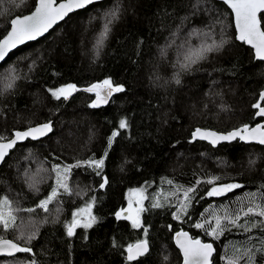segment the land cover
<instances>
[{"label": "trees", "instance_id": "obj_1", "mask_svg": "<svg viewBox=\"0 0 264 264\" xmlns=\"http://www.w3.org/2000/svg\"><path fill=\"white\" fill-rule=\"evenodd\" d=\"M34 2L0 0V37L10 19L30 11ZM116 3L102 0L70 13L43 37L18 46L0 64V77L7 75L8 66L15 67L21 77L10 90L4 89L5 81L0 78V135L10 137L14 129L52 122L48 135L18 143L0 165V198L7 196L23 210L24 218H46L36 224V238L26 245L32 253L0 256V260L136 264L126 260V248L144 239L149 252L138 264H178L181 257L172 241L178 229L213 243L214 264H225L222 257L232 256L234 247H261L264 229L251 233L233 229L213 240L192 225L207 218V213L204 217L200 214L209 205L237 208L238 197L261 189L264 146L238 140L211 146L192 140L191 131L196 126L224 131L258 122L261 118L255 115L253 105H264V100L258 99L264 84V61L254 59L250 48L236 40L231 12L218 0H202L195 14L196 0H119L120 18L111 25L97 55V27ZM93 16L96 19L90 20ZM206 26H214L216 39L228 43L193 65L191 71L181 72L178 61L197 41L189 32L194 28L206 32ZM185 38L187 45H183ZM25 56L28 58L21 59ZM177 73L179 85L174 81ZM105 79L114 86L122 85L124 91L113 93L106 105L92 108L93 94L83 89ZM64 84H75L78 91L67 100L52 97L49 89ZM121 119L129 126L120 130L121 135L108 148V137ZM106 150L101 175L90 168L72 169L70 192L61 190L48 211L37 208L55 186L53 164L101 158ZM33 168L44 170L43 178L34 176L40 180L39 192L31 190L25 179L35 172ZM211 170H220L222 180L218 183L237 182L244 187L194 204L189 209L191 219H173L176 206L171 196L163 207L151 208L153 198L164 202V196L173 190L162 178L188 187ZM105 177L108 183L100 188ZM135 187L145 189L143 206L147 211L140 216L142 228H133L128 219L115 216L126 204V190ZM209 187L201 185L196 196L204 195ZM90 201L97 222L91 228L77 227L73 236H67L71 211ZM28 208L37 211L28 212ZM143 228L148 229L147 234ZM0 235L17 240L13 230L0 231ZM249 236L251 242H247ZM241 264H247L246 260ZM254 264H264V252L256 253Z\"/></svg>", "mask_w": 264, "mask_h": 264}, {"label": "snow or ice", "instance_id": "obj_2", "mask_svg": "<svg viewBox=\"0 0 264 264\" xmlns=\"http://www.w3.org/2000/svg\"><path fill=\"white\" fill-rule=\"evenodd\" d=\"M97 0H61L57 3L56 0H38L35 10L30 15L23 17L17 16L10 20L9 28L6 34L0 38V62H3L10 52L17 49L18 46L25 45L27 42L36 41L38 38L43 37L50 29L53 28L59 21L65 19L70 13L76 10H85L88 6L95 4ZM202 0H196L193 5L194 12L198 10V5ZM227 4L235 17V26L237 29L236 39L250 45L255 51V57L264 61V0H223ZM121 6L119 0L108 11L103 14V27L99 33L97 42L94 45L97 55L102 49L105 40L111 32V25L120 18ZM258 14H260L258 16ZM93 16L90 20H95ZM184 19H187L185 17ZM219 22V21H218ZM207 31L202 29H192L189 32V37H195L200 41L198 46H195L178 61V67L181 72L191 71L192 66L199 63L201 60L207 59L209 53L219 51L226 43L227 40L220 38L216 39L214 26H206ZM179 31V29H178ZM174 36L176 34H173ZM175 43V41H173ZM188 39L185 38L183 45H187ZM182 45V46H183ZM22 57L21 59H27ZM36 62L33 61L34 65ZM175 66V65H174ZM31 68L32 65H29ZM6 76H2L4 89L10 90L15 87L16 80L21 77L16 73L15 67L10 66ZM174 81L177 85L181 83L179 73L174 76ZM86 92L95 93L96 99L92 101L90 107L97 108L102 104L108 103V98L113 93L122 92L124 88L122 85L114 86L110 79H105L100 83H94L91 86L83 89ZM78 91L75 84H67L54 90L49 89L50 94L55 99L64 100L69 99L74 92ZM260 100H264V90L260 93ZM254 108L259 109L256 112L257 116L264 118V107L259 103L253 105ZM126 119H121L118 124V129L113 130L108 137V148H111L114 140L121 135L120 130L128 128ZM52 131V122L28 127L26 130H15L12 137L0 135V163L4 162L6 157L10 154L18 142L27 139L37 140L40 137L46 136ZM197 138L208 140L212 145H217L220 141H233L239 138L241 141H256L260 145H264V125H257L254 128H249L244 125L240 129L230 131L226 134H218L213 131H202L197 128L192 133V140ZM107 150L101 158L90 157L87 160L77 161L71 165L53 164L51 171L55 173V186L51 188L50 194L41 199L37 208L45 211L49 210V205L61 195V190L64 194L70 192L68 185V176L72 169L76 168H90L96 175H101L105 166V158L107 157ZM254 161H249L253 164ZM26 182L31 190L39 192L38 182L35 178L26 175ZM222 178L220 176H212L208 179H197L191 186L185 187L184 185L174 184L172 179L162 178V181L170 186L173 190L164 196V202L158 198H153L151 208H161L164 203L168 201V196L174 197L175 211L172 212L173 219L181 220L184 218L191 219L189 209L194 204H198L205 198L225 197L228 193L236 189L244 187L240 183H218ZM108 183L105 177L104 182L99 185L104 188ZM201 185H209L210 187L205 190L204 195L197 197L196 193L200 190ZM264 185L256 192H247L243 197H238L236 203L239 207L232 208L228 205H218L213 208L209 205L204 209L200 215L207 218L197 221L192 226L197 229H202L205 235L210 236L213 240L219 239L226 232H231L233 229H241L244 233H251L253 229H264ZM145 189L138 188L130 190L129 207L121 209L115 213L117 219H130L133 228H142L140 213L147 211L143 206ZM136 197L135 200L132 197ZM95 198H93V201ZM246 201V203H245ZM135 205V207L133 206ZM171 206V205H170ZM93 203L89 202L84 208L78 209L72 213V221L66 225V234L71 237L74 235L77 227L91 228L97 222V217L91 214ZM28 212H33L35 209L28 208ZM126 213V214H125ZM85 214H87L85 216ZM81 217V219H77ZM256 218V219H251ZM172 226L169 225V228ZM19 228L21 235L17 240L6 239L0 235V253L8 256H13L14 253H32L33 249L26 246L33 239L36 238V231H27L24 227L16 224V216L12 211V202L7 196L0 198V231L15 230ZM147 234L148 229H142ZM176 244L179 246L183 254V264H214L213 253L215 251L213 243L203 242L199 238H193L188 232L180 230L175 232ZM252 237L249 236L247 242H251ZM246 242V243H247ZM261 247L251 248H233L232 256L222 257L225 264H241L242 261L247 264H254L257 252H264V239L260 240ZM149 252L148 241L138 240L135 244H128L126 248V260L129 262H136L138 264L139 258ZM23 264V262H17ZM28 264H36L35 260H31Z\"/></svg>", "mask_w": 264, "mask_h": 264}, {"label": "rangeland", "instance_id": "obj_3", "mask_svg": "<svg viewBox=\"0 0 264 264\" xmlns=\"http://www.w3.org/2000/svg\"><path fill=\"white\" fill-rule=\"evenodd\" d=\"M100 26V27H99ZM102 27H103V21H101V23H99V25H98V27L97 28H99V31H98V36H99V33L102 31ZM199 43H200V41L199 40H197V41H195V42H193V43H191L189 46H188V48H186V51H185V53H184V55H186V54H188L189 53V51L191 50V49H193L195 46H198L199 45ZM201 61H203V60H201ZM9 68H10V66H8ZM13 67V66H12ZM4 85V84H3ZM64 85H67V84H64ZM64 85H59V86H57L56 88H59V87H62V86H64ZM56 88H54V89H56ZM54 89H52V90H54ZM93 101V99H91V102ZM69 165H71V163H69ZM33 169H35V172L33 173V174H29V177L31 176V177H33L34 178V176L35 175H37L36 176V178H43V174H44V170L43 169H41V168H33ZM213 172V174H211ZM218 172H220V170L219 171H214V170H211V171H209L205 176H204V178H202V179H205L206 177H207V179L208 178H210V177H212V176H221ZM55 174V173H54ZM45 178H46V176H45ZM37 180V182H39L40 180H38V179H36ZM222 180V179H221ZM53 182L55 183V177H54V180H53ZM138 188H141V187H135V188H129V189H127L126 190V193H125V198H126V204H125V206H124V208L123 209H127L128 207H129V195H130V190H132V189H138ZM51 192V191H50ZM50 192L48 193V195L50 194ZM47 195V196H48ZM46 196V197H47ZM46 197H44L43 199H45ZM132 199L133 200H135L136 199V197H132ZM91 202V201H90ZM53 203H54V201L52 202V203H50V205H49V207L50 206H52L53 205ZM143 203V202H142ZM87 203H84V204H82L81 206H79L78 208H76V209H74V210H72L71 211V213H70V217H69V223L72 221V213L73 212H75V211H77L78 209H81V208H84L85 207V205H86ZM134 207H135V205H133ZM23 207V206H22ZM54 208V207H53ZM19 209V210H18ZM12 211H13V214L17 217V222H16V224L17 225H19V226H22V227H24L27 231H36V227H37V225L38 224H41L43 221H45L46 220V218L44 217V216H40L39 218H34V217H32V216H30V218H24V217H22V216H26V215H24V213H23V210L21 211L20 210V208L18 207V206H16L15 205V203H12ZM35 211H37L36 209H35ZM34 211V212H35ZM91 214L93 215V212H92V209H91ZM87 214H85V216H86ZM140 216H141V213L139 214ZM77 219H81V217H77ZM129 220V222L131 223V220L130 219H128ZM68 223V224H69ZM37 224V225H36ZM36 225V226H35ZM131 225H132V223H131ZM83 228V227H82ZM13 232H14V234H15V236L18 238V237H20V235H21V232H20V230H19V228H17V229H15V230H13ZM17 262H18V260H11V261H9V262H7V260H0V264H17Z\"/></svg>", "mask_w": 264, "mask_h": 264}, {"label": "water", "instance_id": "obj_4", "mask_svg": "<svg viewBox=\"0 0 264 264\" xmlns=\"http://www.w3.org/2000/svg\"><path fill=\"white\" fill-rule=\"evenodd\" d=\"M100 1H102V0H97V2H100ZM218 1H221L222 3H224L223 2V0H218ZM56 2L57 3H59V2H61V0H56ZM37 4H38V0H35V2H34V6H33V8L30 10V11H28V12H26V13H24V14H21V15H15V16H13L12 18H14V17H17V16H20V17H23V16H25V15H30L34 10H35V8H36V6H37ZM225 4V3H224ZM227 7H228V9L230 10V12H231V15H232V21H233V27H234V34H235V38H236V36H237V29H236V26H235V17H234V13L232 12V10L230 9V7L227 5V4H225ZM77 11V10H76ZM260 14H258V16H259ZM67 17V16H66ZM65 17V18H66ZM11 18V19H12ZM10 19V20H11ZM59 22H61V21H59ZM58 22V23H59ZM9 23H10V21H9ZM57 23V24H58ZM56 24V25H57ZM55 26V25H54ZM53 26V27H54ZM7 30H10V28H9V25H8V28H7ZM6 30V31H7ZM6 34V32L0 37V38H2L4 35ZM237 40V39H236ZM237 41H239V42H242V41H240V40H237ZM31 42V41H30ZM247 47H249L250 48V50H251V52H252V54H253V57H254V59H256V60H259V59H257L256 57H255V51H254V49L250 46V45H248V44H246L245 42H243ZM2 62H0V64H1ZM92 85V84H91ZM91 85H89V86H91ZM89 86H87V87H89ZM86 87V88H87ZM262 90H264V84H263V86H262V88L260 89V91H259V96H258V99L260 100V93H261V91ZM93 94V100H95L96 99V96H95V93H92ZM111 97V96H110ZM110 97L108 98V101H110ZM261 101V100H260ZM107 104V103H106ZM106 104H102V105H100L99 107H102V106H104V105H106ZM261 107H264V105H260ZM259 109H257L256 108V111H255V114H256V112L258 111ZM42 123H45V122H38V123H35V124H32V125H29V126H27V127H25V128H22V129H19V128H17V129H14V130H12L11 131V134H10V137H12V135H13V132L15 131V130H21V131H23V130H26L28 127H31V126H36V125H39V124H42ZM264 125V118L260 121V122H258V123H256V124H253V125H248L249 126V128H254V127H256L257 125ZM244 125H246V124H242V125H238V126H236V127H232V128H230V129H227V130H224V131H220V130H215V129H213V128H208V127H200V126H196L195 128H193L192 129V131H191V138H192V133L195 131V129H197V128H199V129H201L202 131H213V132H216V133H218V134H226V133H228V132H230V131H233V130H236V129H240V128H242ZM49 134V133H48ZM47 134V135H48ZM45 137V136H44ZM41 138H43V137H40L39 139H41ZM30 139V138H29ZM30 140H32V139H30ZM38 140V139H37ZM196 140H198V141H203V142H205V143H207V144H209V145H211V146H214V145H212L208 140H202V139H199V138H197ZM235 140H238V141H240V142H243V143H254V144H258V145H260L258 142H256V141H241L239 138H237V139H235ZM234 141V140H233ZM23 142V141H22ZM223 142H229V141H220L219 143H223ZM231 142V141H230ZM18 143H21V142H18ZM218 143V144H219ZM216 146V145H215ZM260 146H264V145H260ZM0 165H1V163H0ZM126 214V213H125ZM180 230H183V231H186V232H188L187 230H184V229H178L177 231H180ZM176 232V231H175ZM175 232L172 234V241H173V244H174V246H175V248L178 250V252H179V254H180V257H181V259H180V261H179V263L178 264H183V254H182V252L180 251V249H179V246L176 244V240H175ZM189 233V232H188ZM190 235V234H189ZM191 236V235H190ZM193 238H195V237H193ZM6 239H10V238H6ZM10 240H12V239H10ZM203 241V240H202ZM137 242V241H136ZM136 242H134V243H132V244H135ZM203 242H209V241H203ZM214 247V246H213ZM14 254H16V253H14ZM13 254V255H14ZM126 255H127V253H125ZM0 256H8V255H6V254H3V253H0Z\"/></svg>", "mask_w": 264, "mask_h": 264}, {"label": "flooded vegetation", "instance_id": "obj_5", "mask_svg": "<svg viewBox=\"0 0 264 264\" xmlns=\"http://www.w3.org/2000/svg\"><path fill=\"white\" fill-rule=\"evenodd\" d=\"M256 115V114H255ZM257 116V115H256ZM257 117H260V116H257ZM261 119L258 121V122H260L263 118L262 117H260ZM258 122H256V123H258ZM255 123V124H256ZM253 125V124H252ZM140 240H144V239H140Z\"/></svg>", "mask_w": 264, "mask_h": 264}, {"label": "bare ground", "instance_id": "obj_6", "mask_svg": "<svg viewBox=\"0 0 264 264\" xmlns=\"http://www.w3.org/2000/svg\"><path fill=\"white\" fill-rule=\"evenodd\" d=\"M236 141V140H235Z\"/></svg>", "mask_w": 264, "mask_h": 264}]
</instances>
